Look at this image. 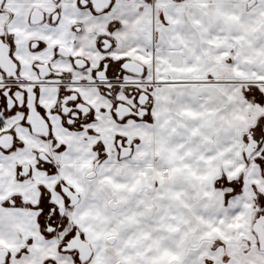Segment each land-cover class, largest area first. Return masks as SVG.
<instances>
[{
	"label": "snow or ice",
	"instance_id": "1",
	"mask_svg": "<svg viewBox=\"0 0 264 264\" xmlns=\"http://www.w3.org/2000/svg\"><path fill=\"white\" fill-rule=\"evenodd\" d=\"M0 264H264V0H0Z\"/></svg>",
	"mask_w": 264,
	"mask_h": 264
}]
</instances>
